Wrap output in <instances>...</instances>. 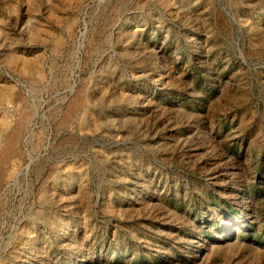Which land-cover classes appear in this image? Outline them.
<instances>
[{"label": "rangeland", "instance_id": "1", "mask_svg": "<svg viewBox=\"0 0 264 264\" xmlns=\"http://www.w3.org/2000/svg\"><path fill=\"white\" fill-rule=\"evenodd\" d=\"M0 264H264V0H0Z\"/></svg>", "mask_w": 264, "mask_h": 264}, {"label": "bare ground", "instance_id": "2", "mask_svg": "<svg viewBox=\"0 0 264 264\" xmlns=\"http://www.w3.org/2000/svg\"><path fill=\"white\" fill-rule=\"evenodd\" d=\"M37 72V71H36Z\"/></svg>", "mask_w": 264, "mask_h": 264}]
</instances>
